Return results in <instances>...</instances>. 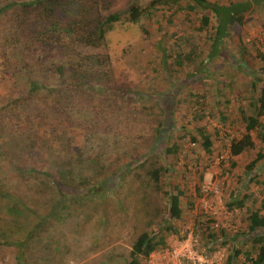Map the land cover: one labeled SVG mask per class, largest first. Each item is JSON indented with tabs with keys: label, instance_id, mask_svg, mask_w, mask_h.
Here are the masks:
<instances>
[{
	"label": "trees",
	"instance_id": "obj_1",
	"mask_svg": "<svg viewBox=\"0 0 264 264\" xmlns=\"http://www.w3.org/2000/svg\"><path fill=\"white\" fill-rule=\"evenodd\" d=\"M224 1L225 3L211 0L149 2L147 8L150 14L163 9L174 15L184 12V21L193 23L191 29L194 32L192 34L186 31L178 37L175 34L164 35L157 42L156 52L161 56L166 72L183 76L178 77L180 87L177 89L170 88L160 94H151L130 86L128 89L116 86L107 44L108 34L114 24L140 22L145 13L137 5L133 4L126 11L108 12V4L104 0H8L5 3L1 0L0 17L10 19L14 42L26 43L38 51H44L43 53L58 45L61 51H67L74 57V63L78 60L80 68H74V63H68V60L56 58L52 62L42 58L39 60V70L43 83L30 82L31 95L22 93L11 97L0 106V115H5L9 122L20 120L30 114V111H40L39 117H44L45 112L55 108L49 94L61 89L76 104L101 109L104 112L102 120H110L109 126L115 131L121 128L118 130L120 134L133 129L141 130L142 133L143 127L147 128L153 123L151 115L147 114L151 111L148 107L151 101L161 113L162 123L155 135L158 141H163V132L176 125L172 121V113L181 102L179 97L182 90H188L192 82L204 77V72L210 65L222 57L234 72L241 73L240 69L245 70L247 67L249 74L245 76L251 79L247 91L248 108H240L242 135L233 137L229 144V171L236 167L234 158L257 151L256 159L244 172L243 189L264 171V163L261 164L264 162V70L253 67L255 60L246 65L242 62V57H254L244 45H241L240 51L235 55L226 49L235 28L244 26L247 14L254 5L262 4L264 0ZM194 22H198V26ZM200 39L204 40V44L209 43L208 50L201 45ZM258 58L264 65V54L255 56L256 60ZM261 83L263 85L258 89ZM189 95L205 111L206 107L200 101L204 102L206 93L199 95L190 92ZM214 103L218 111L222 104L220 99L217 98ZM196 115L199 116L198 119L204 117L200 111ZM219 116L226 123L224 114L219 112ZM53 135L55 141L59 140L58 133ZM191 141L194 144L198 142L193 137ZM201 146L207 154L212 153L211 137L205 136ZM177 150L176 143H167L161 155L155 149L148 150L125 162L108 179L92 182L71 193L64 192L60 179L49 170L14 168L18 180L16 183L0 180V201L6 202L4 209L11 216V228L0 230V251L16 249L15 264H75L80 260L75 254H70L72 245L64 241L63 234L59 233L58 236L56 230L51 231L52 226L65 227L73 216H82V224L76 226H85L96 215H100L96 232L105 237L109 234V229L112 231L116 225L109 221L108 216H119L122 223H126L130 216V204L127 202L129 195L134 197L136 221L141 222V219L146 218L145 229L136 236L128 253L118 259H122L120 264H148L151 254L167 248L169 235L180 234V228L175 222L182 220L186 207L193 208V202L184 201L186 193L181 190L180 183H162V178L168 173L162 162L166 156L176 155ZM22 180L36 192L37 199L33 206L29 204L31 196L23 198L16 191L22 186ZM196 191V197L201 198V188L197 187ZM263 193V198H253L252 194L241 195V191H232L226 206L231 211H245L240 226L234 232L228 231L216 227L215 221L209 218L199 226H194L198 247L211 255L219 247L229 246L225 264H264ZM156 198H161L163 209L154 202ZM21 231L25 234L18 237V232ZM14 234L18 240L13 241ZM239 259L243 262H239ZM115 262L113 255L106 254L102 264H116Z\"/></svg>",
	"mask_w": 264,
	"mask_h": 264
},
{
	"label": "rangeland",
	"instance_id": "obj_2",
	"mask_svg": "<svg viewBox=\"0 0 264 264\" xmlns=\"http://www.w3.org/2000/svg\"><path fill=\"white\" fill-rule=\"evenodd\" d=\"M5 1L8 0H3L4 3ZM104 1L108 4V12L126 11L135 4L145 13L139 23L114 24L108 34L107 44L116 86L126 89L130 86L151 94H160L170 88L180 87L177 80L178 77L182 78L183 74L179 76L166 72L161 56L156 52V44L164 35L175 34L178 37L186 31L194 33L191 29L193 23L184 21V12L174 15L173 12L163 9L150 14L147 6L151 0ZM211 1L225 3L224 0ZM10 23L9 18L0 17V106L7 103L11 97L22 93L31 95L30 82L43 83V76L39 70V60L42 58L50 59L52 62L59 58L61 61L68 60V63H74V57L67 51H61L58 45L43 53L44 51H38L26 43L14 42ZM194 24L198 26L199 23ZM199 41L208 50L209 43L204 44L203 39ZM241 45L247 47L249 53L254 55L253 58L249 55L247 58L242 57V62L246 65L255 60L253 67L256 70H264L261 60L255 59V56L264 54V3L254 5L247 14L244 26L235 28L226 50L235 55L240 51ZM226 62L222 57L214 61L204 72V77L192 82L188 90H182L179 97L181 102L172 113V121L176 125L162 131L163 141H158L155 135L162 123L161 113L158 106L151 101L148 105L151 111L147 114L151 115L153 123L147 128L143 127L142 133L141 130L133 129L123 131L129 134H120L118 130L121 128L115 131L109 126L110 120V123L102 120L104 112L101 109L76 104L67 97V92L61 89L49 94L55 108L45 112L44 117H39L40 111L32 109L35 112L30 111V114L20 120L9 122L6 116L1 114L0 180L16 183L18 180L14 168L17 167L46 169L60 179L65 193L77 192L92 182L108 179L125 162L143 155L148 150L155 149V152L161 155L167 143H176L178 145L176 155H168L162 162L168 172L162 178V183L164 185L167 182L173 185L180 183L181 190L186 193L184 201L193 202V208L186 207L182 220L175 222L180 228V234L169 235L167 247L174 246L178 239L191 237L201 259L177 260L167 249L154 254L147 262L225 264L229 246L219 247L213 254H208L205 249L198 247L194 226H199L201 222L211 218L218 227L234 232L240 226L245 211H231L226 206L232 191H241V195L252 194L253 198H263L261 193L264 192L262 183L264 171L258 179L242 189L244 172L256 159L257 151L234 158L236 167L229 171L231 164L229 144L233 137L242 135L240 108H248L247 91L251 79L245 76L249 74L247 67L245 70L240 69L241 74L230 69L229 63ZM77 64L78 60L74 63L76 69L80 68ZM262 85L261 83L258 89ZM189 91L199 95L206 93L204 102L200 101L201 104L204 103L205 111L196 104V100L190 98ZM217 98L222 103L218 111L214 103ZM199 111L200 114H204L201 119L196 115ZM219 112L227 118L226 123L220 120ZM53 133H58L59 140L55 141ZM205 136H210L213 142L210 154L204 152L201 146ZM192 137L198 141L196 144L191 141ZM262 153L264 154V145ZM20 183L22 186L16 191L21 193L23 198L31 196L29 204L33 206L37 199L34 188H29L23 180ZM197 187L202 190L201 198L196 197ZM133 201L134 197L128 195L130 216L125 224L119 216H108L109 221L116 225L112 231L109 229V234L105 237L96 232L100 215H96V218L85 226H76L82 224L83 217L73 216L72 221L70 220L65 227L52 226L51 231L56 230L58 236L59 233L63 234L64 241L72 245L70 254H75L80 260L75 264H102L106 254L113 255L115 263L120 264L122 259L118 258L128 253L136 236L145 229L146 218L137 222L134 217L136 211ZM155 201L162 209L164 208L161 198H156ZM5 205L6 202L0 201V230L11 228V216L4 209ZM15 234L12 237L13 241L18 240L25 232H18V237ZM16 254V249H1L0 264H15ZM240 261L243 262L242 259H239Z\"/></svg>",
	"mask_w": 264,
	"mask_h": 264
},
{
	"label": "built area",
	"instance_id": "obj_3",
	"mask_svg": "<svg viewBox=\"0 0 264 264\" xmlns=\"http://www.w3.org/2000/svg\"><path fill=\"white\" fill-rule=\"evenodd\" d=\"M216 227H217V225H216ZM167 249L169 251H171V253H172L171 256L175 257L177 260H179L180 258L181 259L184 258L186 260L188 259V260H194V261L198 260L199 261L201 259L198 256L199 254L197 253V250H195L196 244L194 243V239L191 237H188L184 240L178 239L174 246L167 247L164 250H167ZM164 250H161L159 252H154L153 254H151L150 257H152L154 254H158L160 252H163Z\"/></svg>",
	"mask_w": 264,
	"mask_h": 264
}]
</instances>
